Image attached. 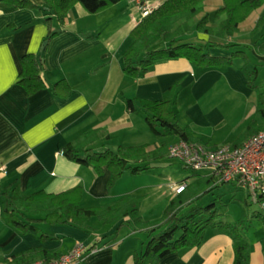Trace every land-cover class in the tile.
<instances>
[{
    "label": "crops",
    "instance_id": "obj_1",
    "mask_svg": "<svg viewBox=\"0 0 264 264\" xmlns=\"http://www.w3.org/2000/svg\"><path fill=\"white\" fill-rule=\"evenodd\" d=\"M32 1L37 8L15 7L0 0V192L14 178L25 193L38 189L60 192L82 184L85 207L105 206L130 195L136 200L137 211L111 223L93 217L90 232L67 224L45 223L39 232L32 233L17 229L7 221L0 195V264H33L41 255L36 251L27 252L31 247L44 246L50 249L49 258H53L70 251L77 243L88 247L79 264H135V252L145 248L149 228L161 221L144 220L138 214L148 192L157 186L148 179L140 182V177H136L146 171L137 175L125 172L110 186L108 168L98 173L92 165L71 160L62 152L63 146L72 142L96 151L116 149L119 145L145 144L148 149L153 148L159 137L142 112L127 108L124 97L160 100L173 85H177L175 98L181 92L192 95L184 110V122L176 103L174 110L179 122L188 125L202 139V144L213 148L227 141L240 144L264 128V119L257 107L259 89L249 85L244 60L238 58L231 64L216 67H202L181 57L160 59L135 82L125 77L121 54L129 43L130 29L143 16L134 0H122L95 13L88 12L80 3L72 7L65 29L44 45L47 86L28 94L17 82L21 57L39 52L49 32L47 15L41 8L43 0ZM150 2L157 6L162 1ZM222 4L223 0H204L196 19ZM263 7L252 10L234 34L222 39L228 47L210 46L209 52L228 56L233 52L232 47H243L251 54L250 63L253 56L254 61L264 62V30L251 33ZM98 16L104 21V34ZM85 17L88 21L83 23ZM219 22L220 19L210 22L212 34L192 30L185 35L192 33L188 40L195 43L215 40ZM50 25L59 27L55 17ZM62 78L72 88L67 95L58 96L52 86ZM121 89L124 97L119 95ZM242 99L249 106L239 104L240 112L236 104ZM228 121L231 126L227 128ZM223 128H227L224 139L216 142L208 139H213L216 131ZM203 170L207 171L203 175H209V169ZM138 218L142 221L138 222ZM209 227L201 244L173 251L156 264H232L231 235L224 229ZM139 232H146L147 238L139 237ZM255 245L251 250V264H264V235Z\"/></svg>",
    "mask_w": 264,
    "mask_h": 264
},
{
    "label": "trees",
    "instance_id": "obj_2",
    "mask_svg": "<svg viewBox=\"0 0 264 264\" xmlns=\"http://www.w3.org/2000/svg\"><path fill=\"white\" fill-rule=\"evenodd\" d=\"M1 1L20 8L38 7L32 0ZM119 1L122 0H43L44 4L41 8L47 15L45 20L49 22V32L39 52L26 53L21 57V71L17 82L28 94H33L47 86L45 72L48 71V67L43 56L44 45L65 29L69 11L76 3L83 5L88 12L95 13ZM203 2L204 0H164L143 16L130 29V42L121 54L125 77L135 82L136 78L144 74L154 61L160 59L181 57L202 67H216L231 64L238 58L244 60L243 69L248 83L255 88L254 79L257 77L258 66L253 71L248 70L251 56L245 48L233 50L228 56L213 55L208 48L228 47L222 39L234 34L239 29L241 21L252 10L264 5V0H223L220 7L196 20ZM52 17L56 18L59 27L52 28L50 25ZM218 19L220 22L215 40L195 43L184 39V35L193 29L212 34L210 22ZM262 29L264 30V7L251 33L256 34ZM71 88L70 82L62 78L53 84L52 91L55 95L65 96ZM176 88L177 85H173L169 93L160 100L136 96L124 97L122 89L119 90V95L124 97L130 111L144 114L145 120L156 136L170 135L175 136L176 141L185 140L202 144V139L198 138L188 125H182L177 119L174 110ZM257 107L264 119V90L258 92ZM159 139L151 149L143 144L119 145L116 149L106 148L101 151L68 142L63 146L62 152L71 160L92 165L98 173H101L105 167L108 168L110 170L108 185L113 186L125 172L138 174L155 167L156 162L162 161L163 158L171 157L168 152L169 146L175 141ZM191 176L193 181L187 184L183 192L170 200L161 221L149 228L145 248L135 252V264L147 262L156 264L158 260L173 251L201 244L209 226L224 229L231 235L234 246L232 264H251L250 244L244 234L242 222L235 224L219 219V214L213 206L214 201L205 205H194V202L205 192L224 186L227 182H216L211 175H203L194 169L192 175L184 180H190ZM203 189H205L204 193H202ZM0 195L3 214L7 221L17 229L32 233L39 232L42 229L41 224L45 223L67 224L90 232L93 217L111 223L126 217L130 212L137 211L136 200L130 195L121 196L105 206L96 204L85 207L82 205L85 195L82 184L60 192L38 189L25 193L21 190L17 178H14L2 187ZM248 198L249 196L245 199L246 204L251 202ZM185 205H188V213L183 214L181 209ZM260 214L261 211L254 212L256 216ZM137 221L142 220L138 218ZM32 251L38 252L43 259H52L47 255L50 249L44 246L31 247L27 252Z\"/></svg>",
    "mask_w": 264,
    "mask_h": 264
},
{
    "label": "rangeland",
    "instance_id": "obj_3",
    "mask_svg": "<svg viewBox=\"0 0 264 264\" xmlns=\"http://www.w3.org/2000/svg\"><path fill=\"white\" fill-rule=\"evenodd\" d=\"M157 1L160 2L163 0H157ZM98 17L101 20L100 28L103 31L102 34H104L106 31L104 21L102 20L101 16ZM103 17H105V15ZM85 21H88L86 17L82 19L83 23H85ZM193 31L195 32V29H193ZM190 34L185 35V37L187 36L186 40H188ZM123 37L125 39L124 35ZM127 38H126L127 42H130L129 35L127 36ZM116 43H117V39L115 41V44ZM232 48L233 50H236L240 47H232ZM248 53H250L249 50ZM254 60L256 59L253 56L252 63H249L248 67L250 68V71H253L254 66H258V76L256 77L257 79L256 78L254 79V84L256 88H258L259 90H264V63H261L262 61L259 60L257 61ZM191 99H192V95L190 94L185 95V93L182 92L180 93L178 98H175V103L181 117L180 119L183 120L182 122H184V118H185L184 110L186 104ZM243 103L247 107L249 106L248 101L246 102V99L238 100L236 105L238 106L239 104H243ZM239 106L241 107V105ZM239 106L237 107V109H240L241 112L242 110L241 108H239ZM240 112L236 113V116H239ZM229 126H231V124L228 121L227 128ZM227 128H223L220 131H216L215 137L213 139L208 137V139H211L214 142L224 139V134ZM159 138H161L162 140L171 141L174 140L176 137L167 135ZM153 168L154 169H152L150 172L148 170H145L146 174L142 173L136 176V177H140L139 178L140 182H145L148 179V182H152L153 184H155V186H157L156 187L157 189L154 188V190H150L148 192L145 204L144 203L142 204L144 205L143 207L142 205L140 206L141 210L138 212V214L143 216L144 220L146 218L152 220L154 219L157 223L159 220L162 219L161 217L164 213V209L166 208L170 200L175 197V192L172 190L171 184L174 182H180L181 180H184L188 176L192 175L193 169L185 165L181 160L172 157L163 158L162 161L156 163L155 167ZM197 172L201 174H207V171L203 169L197 170ZM189 178L193 179V176ZM187 191H189V189ZM204 191L205 189L202 190V193H204ZM247 194H248L247 190L242 188V185L240 184L236 185L232 182H228L224 186L217 187L212 191L205 192L204 195L200 197V199H197L194 202V205H205L214 201L213 206L219 214L218 215L219 219L235 224L242 222V226L244 227L243 230L244 234L248 238L250 244V250L253 251L254 248L256 247L255 245L256 242L260 241L262 236L264 235V219H263L264 205H262L261 203H254V202H250L249 204H246L245 199L248 197ZM220 195H222V197H219ZM181 210H182L181 213L183 214L188 213V205L183 206ZM259 211H261L260 216L254 215V212H259ZM146 234H147L146 232H139L138 236L143 237L145 239L147 238ZM139 244H142L141 241H139Z\"/></svg>",
    "mask_w": 264,
    "mask_h": 264
},
{
    "label": "built area",
    "instance_id": "obj_4",
    "mask_svg": "<svg viewBox=\"0 0 264 264\" xmlns=\"http://www.w3.org/2000/svg\"><path fill=\"white\" fill-rule=\"evenodd\" d=\"M142 16L154 9L150 0H134ZM169 155L194 170L209 169L216 182H232L247 190L251 202L264 205V128L254 132L241 144L224 142L215 148L201 143L178 140L170 144ZM187 181L171 184L175 193L187 187ZM88 247L77 243L70 251L52 259H36L33 264H79Z\"/></svg>",
    "mask_w": 264,
    "mask_h": 264
},
{
    "label": "bare ground",
    "instance_id": "obj_5",
    "mask_svg": "<svg viewBox=\"0 0 264 264\" xmlns=\"http://www.w3.org/2000/svg\"><path fill=\"white\" fill-rule=\"evenodd\" d=\"M185 189H186V188H185ZM185 189H184V190H185Z\"/></svg>",
    "mask_w": 264,
    "mask_h": 264
}]
</instances>
